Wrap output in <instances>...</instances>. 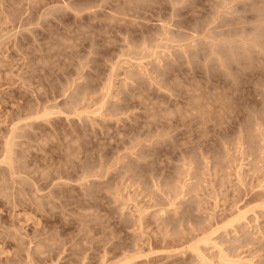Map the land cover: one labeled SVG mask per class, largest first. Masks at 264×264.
<instances>
[{
    "label": "rangeland",
    "instance_id": "374dc122",
    "mask_svg": "<svg viewBox=\"0 0 264 264\" xmlns=\"http://www.w3.org/2000/svg\"><path fill=\"white\" fill-rule=\"evenodd\" d=\"M0 264H264V0H0Z\"/></svg>",
    "mask_w": 264,
    "mask_h": 264
}]
</instances>
